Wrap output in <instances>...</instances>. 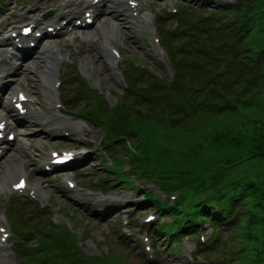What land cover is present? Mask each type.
Instances as JSON below:
<instances>
[{
    "label": "rangeland",
    "instance_id": "1",
    "mask_svg": "<svg viewBox=\"0 0 264 264\" xmlns=\"http://www.w3.org/2000/svg\"><path fill=\"white\" fill-rule=\"evenodd\" d=\"M40 1L44 2L47 0ZM76 1L51 0L49 5L64 8ZM105 1L106 3L102 7L95 25L83 32L82 39L75 38L70 42L58 41L63 53H74L77 51L79 54L74 65L61 69L60 79L62 80V85L57 93L64 102L72 99L75 105L63 106V118H57L52 115L46 119L42 118L40 113H32L28 118V122H31L28 124L26 122V126L21 129L22 135L19 136L15 148L0 156V181L5 177L8 168L15 169L17 167L18 170H21L18 175L26 170L30 185L36 188L37 197L33 199L35 201H32V203L47 206L51 215L50 219L58 227L72 230L79 240V246L83 254L89 258L93 255H104L110 251L111 253L114 252L117 258L121 257L123 261L125 259L126 264L156 263L153 261V258L148 259L153 256L154 252L153 250L148 251L146 245H151L154 239H158V247L163 245L164 248L158 254V262L156 264H188L186 261H188L187 259H189L192 251L195 249L196 237L188 236L183 239L182 256L176 258L168 254L171 248L169 237L168 240H165L163 234L159 235L155 232L154 225L148 226L151 223H145L144 221L148 214H156V222H158L159 214L161 213L152 209L150 204L146 208L137 210L140 209V206H137L136 201L141 199L143 193L140 194V190L137 191L125 185V183L118 182L115 184L117 182V175L108 169V166H110L108 164L113 163L112 161H115L116 156H118L123 157L124 160H130L123 162L127 171L131 165L133 166V161L130 158H134L136 162L134 164L140 168L139 162L142 163L143 159L140 158L138 161L136 153H129L133 150L130 146H133L138 150L142 148L146 149L149 163L166 168L180 159L178 151L181 148L195 145L202 153L214 150L215 146L211 143L210 133L216 130H231L232 132L239 130L245 134L258 135L264 132V88L262 90L263 93L259 97L260 102L256 106L247 108L245 114L236 112L212 117L207 120L199 118L196 123L190 126L191 130H193L191 133L186 134L188 131L180 127L168 128L154 121L143 123L145 118L137 116L134 117L133 123L143 125L140 127L142 129V137H137L136 131V134L132 137L124 136L122 139H115V142L110 144L105 143L104 138L107 137L106 130L92 125L88 122L89 118L86 117V121L82 119L81 115L79 116V113H82V108H86L87 105L82 104V101L78 104L80 99L77 96L81 94L87 100L93 99L96 103L100 101L102 104L108 105L109 109H114L111 107L121 105L119 104L121 100L127 102L125 99L127 95L124 93L127 83L122 71L131 62L144 63L145 66L157 71L160 76L162 75L161 77L164 80L171 82L174 70L170 69L165 52H160L159 45L153 39V32L157 31L155 21L158 17L162 16V26L172 28L174 19L172 16L170 17L169 13L175 10L176 5L182 6L186 2L200 4L204 0H139V13L135 16L131 12L125 13L122 11L123 3L127 4L126 0ZM228 1L233 0H223V2ZM7 2L14 4L15 7L21 10L31 5V0H7ZM205 6L207 10L199 12V14L209 11L216 13L219 10V5L212 3L210 0L205 2ZM147 11L151 12L148 16L145 14ZM7 17L0 14V29L5 26ZM113 21L118 23L117 31L106 33L105 28ZM180 41L185 42V40H176L174 56L175 52L176 54L178 53ZM188 41L190 42L189 39ZM47 43H51V40H45L22 63L16 74L10 77L11 83L8 92L13 91L15 88L26 90L37 99L35 103L37 107L41 108L42 111L48 112L47 109L52 106L51 99L53 98V93L49 92L48 85H44V80L41 76L45 66L48 65L47 54L55 57L56 53H52L50 48L45 47ZM67 44H73L74 46L69 47ZM188 44L191 46V43ZM110 46H115L119 49L121 52L120 59L114 57L110 52ZM182 54L185 53L179 52L176 56L178 57ZM73 75L89 76V85L94 90L88 89L87 83L82 84V92L74 84H66L67 79ZM164 92L160 91V93ZM173 94V96H176L178 92H174ZM187 97H193V94L189 93L188 87L174 100V103H169V97L163 98L159 100L157 107L163 110L171 109L176 105L178 100L183 99L186 104L178 106L187 108L190 113H196L195 104L191 102L187 103ZM131 99L133 98L131 97ZM153 104L146 103L140 106L138 110H134V113H147L150 111V108H154L156 105V103ZM144 109H146V112H144ZM116 134H119V130ZM139 142H142V144H139ZM59 147L78 148L82 153L88 154L83 155L81 161L69 168L55 169L53 171L44 170L43 164L49 150ZM159 153L167 155L162 156ZM104 160L105 162H103ZM119 162L120 160H118ZM140 170H144V168L141 167ZM103 176L107 177L106 181L101 180ZM128 176L134 187L155 191L162 195V199L169 202L172 201L174 196L165 195L162 188L155 184L152 179L139 180L131 172H128ZM193 176L195 175L192 173L190 177ZM150 177L156 178L157 175L154 174V177ZM67 178L75 181L78 187L69 188L65 181ZM163 181L168 187L172 186V183H169L166 179H163ZM9 182L10 180L5 184L8 185ZM173 183L181 184L184 182ZM102 188L105 191H100L103 190ZM20 198L19 195H13V200L16 204L20 202ZM76 198L81 199L85 203L89 202L91 205H100L101 208L96 214L92 213L87 208H84L83 205H80L78 201H75ZM105 204L115 205L109 216L104 215L110 210L103 208ZM30 211L32 210L29 209ZM234 211L239 215V209L235 208ZM170 220V217L164 216L161 222H169ZM47 226V222H41L36 226L37 229L42 231L38 232V235L32 240L33 242L30 245L33 247L39 245L40 237L42 239L44 237H51L53 233L44 232ZM19 227L22 228V226ZM206 229L204 235L207 237L211 234L212 230L209 225L206 226ZM219 235L220 233L217 234L216 239ZM146 236L149 238L148 241H146ZM237 236H240V234H237ZM19 241L20 236L15 235L12 243L13 247L11 246L6 251L13 252L18 247ZM142 241L144 242L143 245H141ZM221 242L219 244L216 242V244L220 245ZM124 243L134 249L133 254L128 252L129 249L124 246ZM168 246L170 247L169 249ZM214 250L216 253L215 247ZM142 251H146L148 255L143 254ZM232 251L239 254V257L238 255H234L230 260V264H247L242 257L241 251L237 250L236 247L234 248V246H232ZM221 252L217 249V254H221ZM70 256L76 258L77 254L73 252ZM220 257L222 258V254ZM217 258H213L214 264H216ZM248 261L249 264L255 262L253 258L249 257ZM258 263H260V260L255 262V264ZM0 264L27 263L17 256L11 258L0 252Z\"/></svg>",
    "mask_w": 264,
    "mask_h": 264
},
{
    "label": "trees",
    "instance_id": "2",
    "mask_svg": "<svg viewBox=\"0 0 264 264\" xmlns=\"http://www.w3.org/2000/svg\"><path fill=\"white\" fill-rule=\"evenodd\" d=\"M219 5L223 13L191 12L188 15L186 24L191 31L187 35L191 46L174 60L175 84L172 89L156 87V99L169 97V103H174L188 87L193 97H187V103L195 104L196 113L178 106L186 104L183 99L167 110L158 108L156 103L150 108L153 113H131L122 109L120 132L124 134H118L119 137L135 135L136 131L137 137H142L140 127L143 125L133 123L137 116L145 118L143 123L154 121L168 128L180 127L188 131L187 134L193 131L190 126L199 118L207 120L236 112L245 114L247 108L260 102L264 88V0H237L234 4ZM174 92L178 94L173 96ZM100 110L104 112L103 108ZM210 140L214 150L202 153L195 145L181 148L178 151L180 159L166 168L149 163L145 148L138 150L130 146L138 161L143 159L140 166L144 170H139L140 173L155 174L172 182L171 185L184 182L180 185L195 195L193 202L182 208L168 207L151 193L145 203L159 210H171L180 217L187 216L188 223H192L190 229L195 228L193 220L197 217L209 218L224 227V232L214 242L222 241L215 246L222 251L217 264H230L234 255L239 257L232 246L241 251L247 264L248 257L264 264V132L254 135L239 130H216L210 133ZM191 172L195 176L190 177ZM118 174L122 179L123 175ZM125 181L127 183L124 178ZM220 202L227 203L229 212H215L214 204ZM235 208L240 210L239 215ZM42 244L33 248L37 253L30 259L33 264H83L70 256L76 250L72 251L70 244L64 248L65 243L46 244L43 241ZM63 253L69 256L64 257ZM114 257L120 258L116 254Z\"/></svg>",
    "mask_w": 264,
    "mask_h": 264
},
{
    "label": "bare ground",
    "instance_id": "3",
    "mask_svg": "<svg viewBox=\"0 0 264 264\" xmlns=\"http://www.w3.org/2000/svg\"><path fill=\"white\" fill-rule=\"evenodd\" d=\"M115 24V23H114ZM116 25V24H115ZM114 28H115V26L114 25H112V27H111V29L112 30H114ZM51 67V65L48 67V68H50ZM42 78L45 80V82H46V76L45 75H43L42 76ZM52 101V100H51Z\"/></svg>",
    "mask_w": 264,
    "mask_h": 264
},
{
    "label": "snow or ice",
    "instance_id": "4",
    "mask_svg": "<svg viewBox=\"0 0 264 264\" xmlns=\"http://www.w3.org/2000/svg\"><path fill=\"white\" fill-rule=\"evenodd\" d=\"M0 231H2V229H0Z\"/></svg>",
    "mask_w": 264,
    "mask_h": 264
}]
</instances>
